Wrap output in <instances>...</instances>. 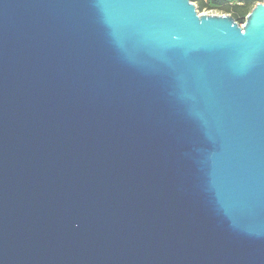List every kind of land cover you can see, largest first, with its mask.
Here are the masks:
<instances>
[{
  "label": "water",
  "instance_id": "95a60500",
  "mask_svg": "<svg viewBox=\"0 0 264 264\" xmlns=\"http://www.w3.org/2000/svg\"><path fill=\"white\" fill-rule=\"evenodd\" d=\"M0 0V264H264V0Z\"/></svg>",
  "mask_w": 264,
  "mask_h": 264
},
{
  "label": "trees",
  "instance_id": "16d2710c",
  "mask_svg": "<svg viewBox=\"0 0 264 264\" xmlns=\"http://www.w3.org/2000/svg\"><path fill=\"white\" fill-rule=\"evenodd\" d=\"M192 2L197 3L200 12L205 9L224 11L242 25L254 6L262 0H192Z\"/></svg>",
  "mask_w": 264,
  "mask_h": 264
},
{
  "label": "rangeland",
  "instance_id": "374dc122",
  "mask_svg": "<svg viewBox=\"0 0 264 264\" xmlns=\"http://www.w3.org/2000/svg\"><path fill=\"white\" fill-rule=\"evenodd\" d=\"M198 9V5L197 3H194ZM199 11V10H198ZM200 12V11H199ZM202 15H228L227 13H225L224 11H220V10H215V11H210V10H203L200 12Z\"/></svg>",
  "mask_w": 264,
  "mask_h": 264
},
{
  "label": "built area",
  "instance_id": "2783aa9c",
  "mask_svg": "<svg viewBox=\"0 0 264 264\" xmlns=\"http://www.w3.org/2000/svg\"><path fill=\"white\" fill-rule=\"evenodd\" d=\"M241 27H243V25H241Z\"/></svg>",
  "mask_w": 264,
  "mask_h": 264
}]
</instances>
